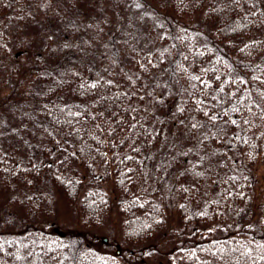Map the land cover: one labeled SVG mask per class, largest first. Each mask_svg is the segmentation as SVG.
I'll return each mask as SVG.
<instances>
[{
    "label": "trees",
    "instance_id": "1",
    "mask_svg": "<svg viewBox=\"0 0 264 264\" xmlns=\"http://www.w3.org/2000/svg\"><path fill=\"white\" fill-rule=\"evenodd\" d=\"M45 1L0 0V20L5 19L0 75L12 82L18 72L27 74L10 94L0 86V131L11 111L21 133L16 145L7 138L0 141V204L9 196L7 205L23 211L11 215L9 209L6 222L0 221V264H55L67 250L62 237L47 230L52 224L40 225L47 218L43 209L51 199L50 186L77 207L84 228H100L117 208L124 239L119 252L124 251L128 264L140 258L144 263L168 235L177 241L166 252L167 264H174L173 256L178 264H264V88L260 101L238 89L234 102L229 98L223 110L219 103L236 88L231 63L264 58V17L258 4L168 0L178 19L202 15L213 39L201 41L185 31L177 37V73L190 88L182 92L172 119H157L147 93L153 71L148 52H134L130 67L136 76L131 78L125 71L94 79L82 70L57 74L41 68L47 66L49 45L44 44L53 32L49 24L39 34L40 27L52 18L65 21L70 15L75 20L79 15L62 3L46 12ZM53 28L68 31L60 24ZM18 50L32 57L25 70L16 59ZM259 77L264 87V59ZM28 120L33 126L26 137ZM193 121L205 130L202 143L214 152L212 165L193 171L185 159L176 158L172 177L152 175L150 152L175 127L188 129ZM4 226H12L11 231ZM8 234L31 242L21 250L17 238H5ZM93 252L84 248L80 264H117L116 259L120 264L117 252Z\"/></svg>",
    "mask_w": 264,
    "mask_h": 264
},
{
    "label": "rangeland",
    "instance_id": "2",
    "mask_svg": "<svg viewBox=\"0 0 264 264\" xmlns=\"http://www.w3.org/2000/svg\"><path fill=\"white\" fill-rule=\"evenodd\" d=\"M249 1L258 4L264 17V0ZM59 3H62L63 6L67 5L66 8L69 11L75 10L79 15L75 20H72L70 15H67L65 21L52 18L44 22L46 26L40 27L39 34L47 29L49 24L53 32L50 42L44 41L42 37L39 39L42 40L41 42H46L44 45H49L46 54H44L47 66L44 65L41 68L57 74H64L70 69L82 70L94 79L125 71L131 78L136 76V71L130 67V59L134 52H148L153 55L151 59L153 71L150 74V83L147 89L149 99L154 102L152 106L156 111L157 119H160L161 116L172 119L175 116L173 112L178 110L180 100L185 94L182 92L189 90L187 87L190 88L185 78L177 73L176 40L183 31L201 41L212 40V28L201 17L202 15L197 14L192 19H178L169 10L168 0H46L44 2V6H48L46 12L59 7ZM0 24V28L5 25L4 18H1ZM59 24L62 27H67L68 31L62 30L64 34H60L58 29L56 31L53 27L59 26ZM9 38L14 40L13 33ZM39 40L36 41L40 42ZM15 54L16 59L21 60L20 67L23 70L32 65L31 55H25L23 50H18ZM263 59L251 63L238 64L235 61L231 63L229 74L233 75L235 82L233 87L236 88L228 96L219 97L220 109L223 110L227 103L231 102L230 99L234 102L233 97L237 99L238 89L249 91L253 98L260 101L264 87L259 81V71ZM26 75L18 72L12 82L8 76H5L8 80L6 82L5 78L0 75L3 94L12 93L13 86L15 87ZM190 81H192L191 77H189ZM5 83H7L6 86ZM2 100L0 99V103ZM7 112L10 114L1 120L0 141L7 138L12 145H16V139L21 136L18 121L14 118L13 112ZM25 124L27 130L23 135L31 136L30 130L33 125L29 120ZM202 128L201 122L197 121H193L188 129L179 130L178 127H175L170 138L150 152L147 159L150 173L157 178L161 176L165 179L167 174L172 177L170 173L174 171V159L176 158L185 159L193 171L198 167L200 169L203 165H212L214 152L202 143L203 140H207L205 130ZM212 129L215 128L212 127ZM21 146L19 151L24 152L25 150ZM255 171L260 181L263 166L257 165ZM168 181L173 183L174 179L169 178ZM257 186L259 187V184ZM257 192L254 193V196ZM48 194L51 199L43 209L47 218L42 220L40 225L47 228L48 224H52L51 228L47 230L58 235H60L58 232H61L60 236L63 239L61 243L67 247V250L63 251L55 260V264H80L79 257L82 250L87 247L94 251L93 253L100 252L103 255L110 256L117 252L120 264H128L126 255L122 257V254H125L124 251L119 252L121 249L118 245L124 243V239L122 218L117 208H114L106 217L100 228H84L81 226V217L77 207L70 206L61 191L50 186ZM0 198L2 199V197ZM8 199L9 196H5L4 201L2 200L0 204V221L3 223L6 222V214L9 213V209H11V215H23V211L20 213L16 205L12 207L7 205ZM174 218L175 216L172 217V220ZM11 227L4 226V230L10 232ZM54 229H57L58 232ZM8 235L5 238H17L21 250L27 248V244L31 242H28L29 238L21 239L17 234ZM164 238H160L162 243L152 250L151 257L144 260V263L140 258L138 263L134 264H167L166 252L176 244L177 240H172L170 235ZM30 239L35 243V237L31 236ZM115 262L118 264L117 259ZM172 263L178 264L176 256H173Z\"/></svg>",
    "mask_w": 264,
    "mask_h": 264
},
{
    "label": "water",
    "instance_id": "3",
    "mask_svg": "<svg viewBox=\"0 0 264 264\" xmlns=\"http://www.w3.org/2000/svg\"><path fill=\"white\" fill-rule=\"evenodd\" d=\"M56 230V232H58V230L57 229H55ZM60 235H62V233L61 232H58ZM105 241H106V239H104Z\"/></svg>",
    "mask_w": 264,
    "mask_h": 264
}]
</instances>
